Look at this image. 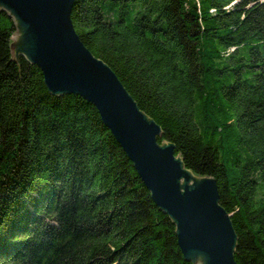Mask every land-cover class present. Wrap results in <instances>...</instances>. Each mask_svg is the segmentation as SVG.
<instances>
[{"label": "trees", "instance_id": "16d2710c", "mask_svg": "<svg viewBox=\"0 0 264 264\" xmlns=\"http://www.w3.org/2000/svg\"><path fill=\"white\" fill-rule=\"evenodd\" d=\"M79 39L213 177L236 264H264V0H73ZM0 11V264H191L93 103L10 57Z\"/></svg>", "mask_w": 264, "mask_h": 264}, {"label": "water", "instance_id": "95a60500", "mask_svg": "<svg viewBox=\"0 0 264 264\" xmlns=\"http://www.w3.org/2000/svg\"><path fill=\"white\" fill-rule=\"evenodd\" d=\"M73 0H0L14 25L8 46L41 69L51 94L91 102L128 155L157 208L174 225L176 243L191 264H236L237 240L219 204L213 177L185 168L171 142H158L160 125L142 112L116 74L81 42L70 14ZM19 71V70H18Z\"/></svg>", "mask_w": 264, "mask_h": 264}]
</instances>
